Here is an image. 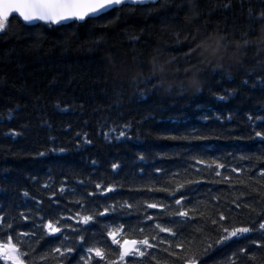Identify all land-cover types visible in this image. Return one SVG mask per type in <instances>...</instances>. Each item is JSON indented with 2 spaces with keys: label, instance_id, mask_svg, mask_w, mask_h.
I'll return each mask as SVG.
<instances>
[{
  "label": "trees",
  "instance_id": "obj_1",
  "mask_svg": "<svg viewBox=\"0 0 264 264\" xmlns=\"http://www.w3.org/2000/svg\"><path fill=\"white\" fill-rule=\"evenodd\" d=\"M262 14L264 0H160L61 27L5 22L0 243L7 232L28 264H85L89 247L104 253L100 264H184L193 254L199 264H264V136H256L264 134ZM199 43L207 52L189 56ZM192 64L200 70L196 85L186 71ZM108 186L114 190L103 196L86 195ZM113 204L115 211L90 222L84 241L75 239L74 228H89L76 212ZM181 210L189 216L173 215ZM57 215L72 237L63 243L60 233L33 227ZM120 224L117 239L148 237L154 247L120 261L107 235ZM240 227L255 230L229 235ZM57 247L74 250L61 256Z\"/></svg>",
  "mask_w": 264,
  "mask_h": 264
},
{
  "label": "snow or ice",
  "instance_id": "obj_2",
  "mask_svg": "<svg viewBox=\"0 0 264 264\" xmlns=\"http://www.w3.org/2000/svg\"><path fill=\"white\" fill-rule=\"evenodd\" d=\"M146 2V0H0V30H3L5 27V21L12 13H18L19 17L23 18L24 22H33V21H42L50 24H58L61 21L66 20H84L85 17L88 16H96L103 14L104 12H107L117 6L120 5H128V6H137V5H143ZM264 15V14H262ZM206 39H211V37H208ZM223 39V38H221ZM247 43V41H245ZM219 49V42H217L216 47L213 49V52L217 51ZM207 52L206 49H204L203 43L197 44L194 48H191L189 50L188 55L191 56L193 53H200V52ZM208 55H211L212 53H207ZM203 62V61H201ZM187 72L191 73L192 76V84H197V76L199 75V71L196 68L195 64L190 65L188 69H186ZM151 82V81H149ZM198 90V89H197ZM128 126L125 125V128ZM125 131H120L119 137H124ZM256 136L261 137L264 136V134L257 132ZM117 137V139H119ZM105 138L107 139V134H105ZM172 139H175V137H172ZM88 143H91V141H87ZM63 151V149H61ZM42 155V153H41ZM140 159H143L141 156ZM93 164H95V161H92ZM200 163H203V161H200ZM113 169H116L118 167L117 164L113 163L111 165ZM219 167H224V165H219ZM157 171H160V169H157ZM83 181H80L79 184L83 185ZM47 187V185H46ZM184 185H177V191L182 189ZM96 189H101L100 183H95ZM114 189L111 186L105 187L102 191L99 193H86L87 196H95L100 195L103 196L107 192H111ZM60 193L63 194L65 191V185H62L59 189ZM75 191V189H73ZM158 191H167V189H158ZM170 195H175V193H169ZM25 196H28L29 193L25 192ZM56 193H53V196H55ZM184 195L181 194V196L178 199H175V204L180 205L181 201L184 200ZM33 200H35V197H32ZM54 203L59 204V200L55 201ZM76 204H82L80 200L75 201ZM239 207V205H237ZM120 207H123L121 205ZM129 207H131L129 205ZM163 208L165 205H158L156 203L148 204V208ZM115 211L116 205L113 204L111 206L104 207L103 212H95L93 214H87V215H81L80 212H76L75 216L79 218V223H82L83 225H89V228L79 229L74 228L73 232L76 233L75 239H78L80 241L85 240V235L83 233L88 232L90 230V222L98 223L96 220V217L104 216L106 213L109 212V210ZM23 215V214H21ZM173 215H178L181 217H188L189 212L188 211H177L173 213ZM71 217H69L70 219ZM23 219L28 220V216H23ZM41 223L35 224L33 223V227L42 229V235H55L57 233H60L59 239L61 240V243H63L65 240L72 239L70 236L64 235L62 231V227L58 226L61 225L62 219L59 215H57L54 218H45L41 217ZM145 219L151 220V216H145ZM221 219H224L223 216H221ZM213 223H216L213 221ZM8 228H11L12 225L8 224ZM71 225L63 224V228H69ZM156 229H159L161 232H169L175 235L176 233L172 232V229L161 227L159 223H156L154 225ZM258 228L260 230H264V219L261 220L258 224ZM124 229V225L120 224L118 227L115 228V230L109 229L107 232V235L112 238V243L119 245L118 250V258L120 261H124L125 257L129 255L133 256H145V252L141 251L139 246H144L145 248H153L154 245L149 243L148 237H145L142 240H129L125 237H121L120 239H117V233L121 232ZM254 227H240V228H234L229 235L230 236H236L238 234H244L254 231ZM139 231L143 232L144 229L140 228ZM225 232H228V229H224ZM34 234V233H33ZM21 235V234H17ZM27 235V233L23 234ZM12 236L7 235V232H5V240L4 242L0 243V258L3 259V261L6 262V264H28L27 262V255L28 253L22 252L20 247L12 242ZM152 239H155V237H152ZM253 243H257L256 241H253ZM83 247V245H81ZM176 247H182L181 244H177ZM210 247V246H209ZM73 247H65L64 253L71 254L73 252ZM53 252L61 253V249L59 247L53 248ZM87 253H95V256L100 258L99 261H97V264H100L101 261L104 260V253L101 251L100 248L95 247H89L86 249ZM242 252L246 251L245 249H241ZM64 253H61V256L64 255ZM172 255H175V253H172ZM42 259L44 257H41ZM251 258V257H250ZM84 257H81V260H83ZM85 264H88L86 261ZM106 264H115V261H107ZM184 264H198V258L195 254H193L192 257L184 260Z\"/></svg>",
  "mask_w": 264,
  "mask_h": 264
},
{
  "label": "water",
  "instance_id": "obj_3",
  "mask_svg": "<svg viewBox=\"0 0 264 264\" xmlns=\"http://www.w3.org/2000/svg\"><path fill=\"white\" fill-rule=\"evenodd\" d=\"M158 1L160 0H146V2L143 4V5H137V6H145V5H149V4H156ZM123 6H128V5H120V6H117L107 12H104L103 14H100V15H96V16H88V17H85L84 20H76V19H72V20H66V21H61L60 23L58 24H51V25H54V26H58V27H61V26H66V25H69V24H72V23H84L86 22L87 20L89 19H97L101 16H104L105 14L115 10V9H118V8H121ZM12 18H18L24 25L26 26H30V27H33V26H37L39 24H45V25H50V23H46V22H42V21H33V22H24L23 21V18L22 17H19V14L18 13H12L8 18L7 20H10Z\"/></svg>",
  "mask_w": 264,
  "mask_h": 264
},
{
  "label": "rangeland",
  "instance_id": "obj_4",
  "mask_svg": "<svg viewBox=\"0 0 264 264\" xmlns=\"http://www.w3.org/2000/svg\"><path fill=\"white\" fill-rule=\"evenodd\" d=\"M241 235H244V234H238V236H241ZM144 248V246H141L140 249ZM44 263H47V261L45 260Z\"/></svg>",
  "mask_w": 264,
  "mask_h": 264
}]
</instances>
